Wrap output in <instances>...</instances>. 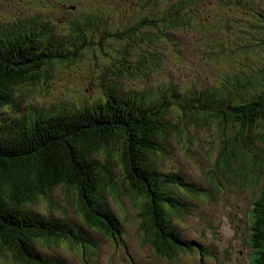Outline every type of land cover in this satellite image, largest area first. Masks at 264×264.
<instances>
[{"label":"rangeland","instance_id":"obj_1","mask_svg":"<svg viewBox=\"0 0 264 264\" xmlns=\"http://www.w3.org/2000/svg\"><path fill=\"white\" fill-rule=\"evenodd\" d=\"M40 1L44 0H0V37L7 46L16 42L27 46L37 39L41 43L37 48L53 57L41 68L34 84L15 90L12 99L14 107L19 105V116L35 118L43 112L50 115L70 110L83 111L81 117L86 119L88 111L100 109L118 95L132 94L137 105L154 106L161 102L159 98L167 88L170 92L175 90L182 102L187 100L184 95L200 99L204 109H210L209 99L216 98L215 116L227 109L225 105H236L256 95L257 85L264 79L259 74L264 67V0H161L145 8L140 6V0H53L58 5H71L72 9L77 6L74 13L62 7L41 11L43 5L35 4ZM177 1L183 4L172 8ZM145 10L152 16L149 29L131 40L138 45L130 46L117 32L128 36L144 27L140 24L128 29L132 21L146 15ZM176 11L186 20L150 39L149 44L157 50L142 43L140 37L148 32L153 36L157 31L153 28L155 23L163 27L164 17ZM120 14L122 18H112ZM67 16H79L83 22L75 18L70 31L63 22ZM91 20L96 25L85 26ZM81 23L85 27L77 34ZM252 81L257 85L250 86ZM177 102L172 101L176 105L172 118L181 110ZM185 105L187 111L195 110L189 101ZM212 119L210 124L199 125L181 120L182 135L161 139L164 151L156 158L161 175L181 174L187 184L201 193L185 200L187 209L180 212L179 218L172 215L177 237L181 244H188L190 253L184 251L175 255L177 258L164 259L144 242L149 240L140 230L143 199H133L124 188L117 165L113 170L117 184L104 193V201L106 210L119 220L124 244L116 246L99 233L81 227L82 221L74 211L75 192L58 186L52 196L43 199V210L79 227L91 241V253L84 257L80 251L59 245L38 251L57 264H252L248 209L264 185V178L252 174L254 177L243 181L233 172L223 171L219 151L224 137L218 128L219 119ZM226 132L233 137L232 128ZM259 147L264 148V142ZM108 158L105 152L99 156L100 160ZM34 206L39 213L41 205ZM194 243L204 252L193 249ZM1 257L0 264H12Z\"/></svg>","mask_w":264,"mask_h":264},{"label":"trees","instance_id":"obj_2","mask_svg":"<svg viewBox=\"0 0 264 264\" xmlns=\"http://www.w3.org/2000/svg\"><path fill=\"white\" fill-rule=\"evenodd\" d=\"M160 1L140 0V6L145 8ZM51 3L55 2H35L43 5L41 11L68 6L55 3L51 7ZM179 3L183 4L177 1L172 8L177 9ZM145 13L132 21L128 29L140 24L144 27L135 29L128 36L117 32V36L126 39L130 46L138 45L131 40L149 29L152 16L147 10ZM120 16L112 18L118 20L122 18ZM75 18L83 22L79 16L63 17L64 25L70 31L74 29ZM185 20L186 16L180 12L170 13L164 17L163 27L155 23L153 28L157 31L153 36L148 32L140 40L157 50L149 44L150 39L158 38L163 29L184 24ZM85 23V26L96 25L93 20ZM85 26L79 24L77 34ZM32 44L19 46L16 42L14 46H7V41L0 37V258L4 256L12 264H57L56 260L38 251L52 245L68 246L80 251L84 257L91 253V241L78 230L79 227L43 210L42 204L46 202L43 199L52 196L58 186L75 192L74 211L82 221L81 227L99 233L116 246L124 244L119 220L106 210L104 201V193L117 184V176L113 173L115 165L122 173L124 188L133 199H143L140 230L146 233L149 240L146 242L154 253L170 259L190 250L188 244L180 243L179 234L172 225V215L179 218L180 212L187 209L185 200L199 197L201 193L195 186L187 184L181 174L161 175L156 159L164 151L159 141H166L170 135H182L180 124L184 119L196 125L199 122L210 124L213 117L219 119L218 128L224 137L219 151L223 171L233 172L243 181L254 177L252 174L264 178V148L259 147V143L264 142V79L258 85L251 82L250 86L257 85L259 89L256 95H250L236 105H225L227 109L220 110L215 116L216 98L209 99L210 109H204L200 99L184 95L187 100L182 102L175 90L170 92L167 88L159 98L161 102L154 106L137 105L132 94L113 95L100 109L88 111L86 119L81 117L83 111L73 113L70 110H59L50 115L43 112L31 118L19 116L21 112L19 105L14 107L13 94L20 86L34 84L41 68L53 58L47 51L37 48L41 45L37 39ZM259 74L264 75V67L259 69ZM111 90L117 91L116 88ZM172 101H178L177 106L181 108L174 113L176 118L171 116L176 107ZM188 101L194 111L186 110ZM15 108L17 112H13ZM13 118L16 120L12 122ZM228 127L232 128L233 137L227 134ZM104 152L109 158L100 160L99 156ZM38 204L41 205L39 213L34 209ZM174 210L176 213L172 214ZM248 210L251 214L248 243L253 249L251 263L264 264V185ZM196 247L202 251V247L197 244Z\"/></svg>","mask_w":264,"mask_h":264},{"label":"flooded vegetation","instance_id":"obj_3","mask_svg":"<svg viewBox=\"0 0 264 264\" xmlns=\"http://www.w3.org/2000/svg\"><path fill=\"white\" fill-rule=\"evenodd\" d=\"M64 7H65L66 9H68L69 11H71V12L75 11V10L78 8L77 6H74L75 8L72 9V8H71L72 6H70V5H68V6H67V5H64ZM79 10H80V8H79ZM18 21H22V20H19V19H18Z\"/></svg>","mask_w":264,"mask_h":264},{"label":"clouds","instance_id":"obj_4","mask_svg":"<svg viewBox=\"0 0 264 264\" xmlns=\"http://www.w3.org/2000/svg\"><path fill=\"white\" fill-rule=\"evenodd\" d=\"M250 233H251V229H250ZM145 243H147L146 241H144ZM193 243V242H192ZM148 244V243H147ZM187 244V243H186ZM195 244V243H194ZM150 245V244H149ZM198 246H200V245H198ZM190 248V247H189ZM195 248H197L196 247V244H195V247H193V249H195ZM199 249V248H198ZM190 250L188 249V251H186V252H188V253H190L189 252ZM183 252H181V253H178V254H182ZM159 256V255H158ZM178 256V255H177ZM161 257V256H160Z\"/></svg>","mask_w":264,"mask_h":264},{"label":"bare ground","instance_id":"obj_5","mask_svg":"<svg viewBox=\"0 0 264 264\" xmlns=\"http://www.w3.org/2000/svg\"><path fill=\"white\" fill-rule=\"evenodd\" d=\"M257 215V214H256ZM252 250V249H251Z\"/></svg>","mask_w":264,"mask_h":264}]
</instances>
